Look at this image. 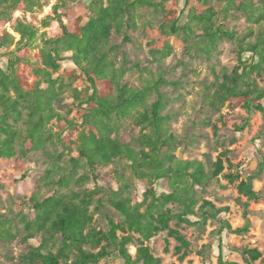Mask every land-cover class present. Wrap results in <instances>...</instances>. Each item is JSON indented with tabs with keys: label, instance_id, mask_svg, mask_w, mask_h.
<instances>
[{
	"label": "trees",
	"instance_id": "1",
	"mask_svg": "<svg viewBox=\"0 0 264 264\" xmlns=\"http://www.w3.org/2000/svg\"><path fill=\"white\" fill-rule=\"evenodd\" d=\"M48 1L0 0V60L5 62V69L0 68V159L26 157L38 151H43L48 158L41 185L49 194L30 197L34 218L23 221V240L36 239L39 244L22 256L24 262L99 264L116 255L122 264H160V258L152 254L146 243L166 233L177 242L174 254L182 261L190 253V242L179 231L181 224L204 228L208 221H217L218 235L224 231L237 236L247 234L251 227L249 203L264 201V194L253 187V181L263 171L264 157L244 178L238 173L224 175L229 183L238 181L237 194L245 198L244 202L238 200L243 224L233 228L220 219L227 209L216 208L198 194V190L203 192L223 173L222 156L206 170L200 161L178 159L174 155L178 139L170 131L166 116L161 115L165 103L160 84H148L142 90L121 84L125 71L115 68L114 50L109 40L113 33L122 34L135 27L137 9H152L163 15L162 23L155 30L161 43L158 52L161 57L171 53L167 43L170 35L204 40L206 53L223 39L233 41L238 65L230 73L223 70L219 77L215 76L209 88L212 92L205 94L204 100L212 111L229 104L249 114L260 113L264 122V89L253 77L264 73V0H217L222 3L219 12L210 6L198 12L192 6L195 1L206 4V0H92L87 5L90 16L84 25L78 20L64 24L57 12L64 3H55L51 7L53 17L45 20L58 21L61 32L43 42L40 64L33 66L28 50L36 36L35 27L16 19L12 31L19 40L15 42L5 25L14 21L15 13L42 9V3ZM180 1L183 9L178 10ZM236 12L255 25V33L248 27L247 32L239 35L221 25ZM167 14L176 16L168 19ZM66 61L78 69L90 85L91 95L81 97L75 91L74 99L80 106H86L83 122L95 131L81 134L75 147L77 158H69L62 164V153L48 152L45 148L54 143L50 123L62 119L55 105L62 102L59 90L63 81L61 76L52 79V75L60 73ZM27 66L37 80H28L22 69ZM112 85L115 95L109 91ZM151 93L156 95L155 102L132 118V123L140 127L139 134L132 138L138 147L136 150L123 144L116 132L119 122L131 117L132 111L142 106ZM122 158L129 162L133 178L146 187L141 200L134 202L130 198L125 183L109 196L94 200L97 191L85 190V185L96 181L100 167ZM228 167L234 168L231 164ZM157 183H165L159 193L155 188ZM98 207L114 212L118 222L105 215V229H97L93 217ZM173 207L178 208L177 213ZM173 221L175 228L170 226ZM3 233L8 234V231L3 230ZM134 239L137 246L132 256L128 245ZM233 250L247 264H254L262 257L255 248ZM167 251L168 241L165 240L164 252ZM217 264L238 263L225 260L218 245Z\"/></svg>",
	"mask_w": 264,
	"mask_h": 264
},
{
	"label": "rangeland",
	"instance_id": "2",
	"mask_svg": "<svg viewBox=\"0 0 264 264\" xmlns=\"http://www.w3.org/2000/svg\"><path fill=\"white\" fill-rule=\"evenodd\" d=\"M91 1L49 0L48 3H42L44 4L42 9L34 8L28 12L15 13L14 21L7 23L5 29L16 42L19 36L12 31L16 19L35 27L36 36L28 53L31 64L39 65V52L43 42L56 37L61 32L58 21L45 20L47 17H53L52 5L64 3V7L57 11L64 24L78 20L80 25H84L90 16L87 5ZM100 1L104 0L96 2ZM206 2L203 4L195 1L192 6L198 12L205 6L212 7L216 12L222 8V3L217 0H206ZM181 9L183 3L180 1L178 10ZM186 12L187 8L185 14ZM185 14L182 18H185ZM174 16L167 14L168 19ZM134 20L133 29H126L122 34L113 33L109 40L114 50L112 55L115 68L125 71L120 83L135 90H142L144 86L156 82L160 84L159 91L165 103L161 115L166 116L170 131L178 139L174 147V155L178 159L200 161L205 169L209 170L210 163L222 156L223 173L217 180L210 182L203 192L198 190V194L216 208L227 209L221 214L220 219L227 221L233 228L241 227L243 220L239 201L244 202L245 198L237 194L238 181L229 183L224 175L238 173L244 178L256 169L261 158L264 157V122L260 113L249 114L229 104L220 107L218 111H212L204 100L205 94L212 92L209 88L215 76L219 77L223 70L230 73L238 65L236 44L223 39L210 53H206L204 40L195 38L188 40L181 34L170 35L167 43L171 47V53L161 57L158 53L161 50V43L155 30L163 21L162 13L152 9H137ZM221 25L239 35L247 32L248 27L256 32L255 25L237 12L232 13ZM12 48L13 46L9 50ZM0 68L5 69L4 60H0ZM22 69L29 81L37 80L29 66ZM58 76H61L63 81L59 90L62 102L60 105H55V108L62 119L50 123L49 129L54 135V143L45 150L55 154L62 153L63 164L69 158H77L75 147L81 134H87L95 129L83 122L86 106H80L74 99L75 91L80 93L81 97L92 93L83 74L66 61L60 73L52 75V79ZM253 77L264 89V73ZM45 87L46 85H43V88ZM109 91L115 95L114 85ZM155 100L156 95L149 94L144 104L132 111L131 117L119 122L116 134L123 144L138 149L132 138L139 134L140 127L132 123V118L142 112L143 108H149ZM241 127L243 129L237 131ZM47 162V155L43 151L30 153L26 157L0 159V264H26L22 256L27 254L30 247L39 244L36 239L26 242L23 240V221H31L34 218L29 204L30 197L34 194H49L41 185ZM229 164L234 168L229 169ZM129 166V162L122 158L110 165L100 167L96 181L85 185V190H96L94 200H97L109 196L112 191L123 187L125 183L130 198L134 202L141 200L146 187L133 178ZM163 187L165 183L155 185L158 193L163 191ZM253 187L255 191L264 194V168L259 178L253 181ZM173 210L175 213L178 212L177 207H173ZM249 210L251 227L247 234L241 236L226 231L218 235L220 225L217 221H208L204 228L181 224L179 231L190 242V253L182 261L174 254L177 242L168 238L166 233L157 235L146 245L155 257L160 258V264H217L218 245L227 261L247 264L233 248H255L262 257L254 264H264V201L250 202ZM105 215L111 216L115 222H118L114 212L98 207L93 217L97 229H105ZM190 220L194 221V218L191 217ZM170 226L175 228L174 221ZM3 230H7L8 234L3 233ZM165 240L168 241L167 252H164ZM136 246V239L128 245L132 256L135 254ZM99 264H122V262L116 255H112Z\"/></svg>",
	"mask_w": 264,
	"mask_h": 264
}]
</instances>
